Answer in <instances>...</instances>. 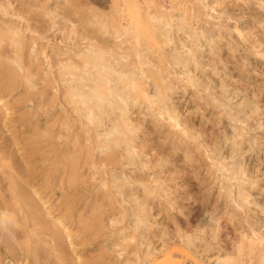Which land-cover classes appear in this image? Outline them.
<instances>
[{
	"label": "rangeland",
	"instance_id": "obj_1",
	"mask_svg": "<svg viewBox=\"0 0 264 264\" xmlns=\"http://www.w3.org/2000/svg\"><path fill=\"white\" fill-rule=\"evenodd\" d=\"M30 3L19 0L16 10L30 18L32 37L48 59L42 55L31 66L33 88L0 81L9 103L0 106V154L13 156L25 180L47 189L53 208H70L78 242L73 259L158 264L175 253L194 264H217L241 257V242L264 232V0H209L213 18L203 19L205 35L194 42L168 28L164 101L123 105L130 144L103 153L92 145L98 134L112 138V124L107 116L101 125L86 121L74 103L79 98L68 95L88 88L79 71L64 74L63 64L80 62L83 37L122 53L119 40L85 23L91 12L108 14L110 0H50L47 9L76 25L68 22L66 30L51 28L46 9L33 12ZM145 86L154 96L153 85ZM110 107L105 110L115 117ZM70 155L74 183L67 176ZM0 187L5 191L6 182ZM40 218L39 226L52 223L47 214ZM19 220L30 227L31 211Z\"/></svg>",
	"mask_w": 264,
	"mask_h": 264
},
{
	"label": "bare ground",
	"instance_id": "obj_2",
	"mask_svg": "<svg viewBox=\"0 0 264 264\" xmlns=\"http://www.w3.org/2000/svg\"><path fill=\"white\" fill-rule=\"evenodd\" d=\"M18 1L0 0V81H6L11 89L17 81L33 88L31 66L42 55L48 57L44 51L46 48L39 46L32 37L35 30L31 28L30 18L20 9L16 10ZM31 1L33 4L28 6L33 12L46 9L51 28L63 25L66 30L67 23H73L65 16L61 19L56 12L57 8L53 11L47 9L50 0ZM110 3L108 14L91 12L85 16V23L119 40L120 46H124L121 48L122 53L115 54L109 48L83 37L82 40L87 39L88 43L84 47L85 52L78 54L80 62L63 64L68 68L64 74L74 76L79 71L76 77L84 82L83 87L88 88L87 92L79 89L68 95L69 99L79 98L74 103L81 105L86 121L94 124L97 119V124L101 125L103 116H107L112 124V138L104 140L98 134L97 140L93 142V149L102 153L112 151L113 147L130 144L126 141L129 122L123 105L158 106L164 101L166 90L169 89L164 68V51L170 44L168 36L171 31L168 28L176 27L177 31L188 35L194 42L192 38L205 35L201 29L203 19L213 18L209 14L213 11L209 0H110ZM75 34L80 36L78 32ZM28 35H31L30 40L26 39ZM111 63H115V66ZM112 82H115L113 87ZM147 83L153 85L154 96H150L145 86ZM7 97V93L1 94L0 91L1 107L9 104ZM108 105H111L109 110L115 117H111L109 111L105 110ZM117 111L120 113L117 114ZM65 160L71 173L67 174L68 182L74 183L77 178L74 173V157L70 155ZM22 173L23 169L14 161L13 156L0 154V184L6 182L5 191L0 187V261L10 258L12 264H41L42 261L44 264H83L80 261L81 255H77L74 260L70 252H78L76 234L71 229V214H67L70 208H53L46 200L47 189L25 180V174ZM48 181L45 176L42 182L48 184ZM123 184L124 181L117 187L121 188ZM35 199L42 204L36 207ZM26 211H31V226L22 228L19 217L25 218ZM45 214L52 223L39 226L40 216ZM254 233L256 240L245 239L241 242L238 249L241 257L220 259L217 264H264V232ZM189 262L192 261L187 254L174 253L167 255L158 264Z\"/></svg>",
	"mask_w": 264,
	"mask_h": 264
}]
</instances>
